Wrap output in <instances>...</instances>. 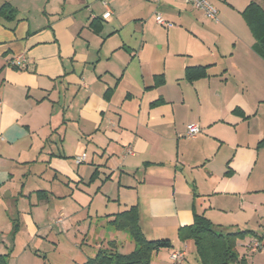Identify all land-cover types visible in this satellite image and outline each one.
Segmentation results:
<instances>
[{
    "label": "crops",
    "instance_id": "1",
    "mask_svg": "<svg viewBox=\"0 0 264 264\" xmlns=\"http://www.w3.org/2000/svg\"><path fill=\"white\" fill-rule=\"evenodd\" d=\"M98 1L0 0L18 12L0 20V196L26 178L73 185L105 244L118 237L107 216L132 206L154 239L172 242L202 214L260 243L264 61L237 14L261 0H222L217 22L184 0ZM157 11L171 26L149 33ZM19 56L24 68L12 64ZM198 66L206 76L187 81ZM190 124L200 128L192 139ZM185 249L170 255L185 261Z\"/></svg>",
    "mask_w": 264,
    "mask_h": 264
},
{
    "label": "rangeland",
    "instance_id": "2",
    "mask_svg": "<svg viewBox=\"0 0 264 264\" xmlns=\"http://www.w3.org/2000/svg\"><path fill=\"white\" fill-rule=\"evenodd\" d=\"M24 1L26 0H18L20 3ZM209 1L216 8L222 3V0ZM97 2L99 1L87 0L89 5ZM260 6L264 10L263 0L260 1ZM157 14L169 19L163 12L157 11ZM237 15L242 18L240 13ZM155 16L156 13L153 12L145 19L149 33L164 30L156 24ZM217 18L219 20V15ZM65 183H52L45 177L26 178L11 188L9 197V190L1 193L0 255L7 257L8 264H83L93 258L99 249L106 247L103 238L106 229L102 227L104 224H100L96 218L88 217L85 212L77 211L71 198L75 187ZM20 188L23 196L17 194ZM39 191H45L47 197L39 200ZM28 194L31 195L30 199L26 197ZM31 217L37 223L39 232H35ZM124 233L118 232V237H115L116 250L121 254H129L134 246ZM257 235L260 243L256 241L249 244L248 237L238 241L237 252L241 258H245L247 264H264V231H258ZM150 236L145 235L148 240L157 238ZM173 239L170 248L161 249L152 256L151 264H175L169 259V255L179 246L186 247V259L182 264H199L192 240L182 242L175 236ZM255 243L260 249L252 251L249 245Z\"/></svg>",
    "mask_w": 264,
    "mask_h": 264
},
{
    "label": "trees",
    "instance_id": "3",
    "mask_svg": "<svg viewBox=\"0 0 264 264\" xmlns=\"http://www.w3.org/2000/svg\"><path fill=\"white\" fill-rule=\"evenodd\" d=\"M102 3V2H101ZM254 40L252 50L264 61V10L255 2H250L240 13ZM17 10L9 3L0 5V20L14 21ZM91 28L98 32L95 21ZM207 67H189L185 70V79L192 82L206 76ZM262 143V142H261ZM38 199L47 197L45 191L38 192ZM108 224L118 232H125L134 244L129 254H121L116 250L115 241L106 243V247L99 249L93 258L83 264H151L152 256L159 250L170 248L172 243L167 238L148 240L140 225L137 206L107 216ZM248 231H233L223 233L202 214H194L191 225L179 227L177 237L180 241L192 240L199 264H247L244 257L237 252V243L249 236ZM252 236L256 234L252 233ZM0 264H8L7 257L0 255Z\"/></svg>",
    "mask_w": 264,
    "mask_h": 264
},
{
    "label": "built area",
    "instance_id": "4",
    "mask_svg": "<svg viewBox=\"0 0 264 264\" xmlns=\"http://www.w3.org/2000/svg\"><path fill=\"white\" fill-rule=\"evenodd\" d=\"M102 4L104 7H106V1L101 0ZM185 4L190 5L194 7L195 9L202 11L206 17L211 19L212 21L217 22L218 21V10L217 8L210 3L209 0H184ZM111 15L110 10H106L105 13L103 14L102 18L107 19ZM155 21L158 25L166 26L169 27L171 24L166 22L163 17L160 14H156L155 16ZM13 65L19 67V68H24L25 67V59L23 56L17 57L14 62L12 63ZM200 133V128L197 124H190L186 127V133L185 137L192 139L195 138L198 134ZM128 153H131L129 150ZM86 158V155L83 154L81 156L75 157L74 158V163L76 165H80L84 162ZM260 246H258L256 243L251 246L252 251H256L257 249L259 250ZM184 253L183 252H174L170 255V260L174 263H182L184 261Z\"/></svg>",
    "mask_w": 264,
    "mask_h": 264
}]
</instances>
